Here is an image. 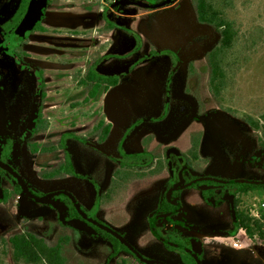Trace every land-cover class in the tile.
Returning a JSON list of instances; mask_svg holds the SVG:
<instances>
[{
	"label": "rangeland",
	"instance_id": "374dc122",
	"mask_svg": "<svg viewBox=\"0 0 264 264\" xmlns=\"http://www.w3.org/2000/svg\"><path fill=\"white\" fill-rule=\"evenodd\" d=\"M114 1L49 0L34 29L18 36L12 31L23 16L18 12L21 0H0V66L10 71L14 61V67L22 71L21 55H28L33 97L22 107L48 120L47 130L34 136V149L60 146L33 155L24 149L19 175L40 189L38 196L46 190L70 192L88 218L119 233L144 258L184 264L181 250L165 247L151 234L150 219L152 214H161L157 210L160 197L179 179L184 184L205 174L219 180L264 179V42H240L239 48L247 44L244 50L253 48V55L228 57L230 63L219 67L216 89L211 86L210 90L212 73L200 55L205 51L201 37L179 48L188 54L199 51L197 57L186 56L193 58L187 65L179 66L176 53L164 50L176 49L182 30L194 24L192 0L158 13L136 5L112 7ZM141 1L157 4L164 0ZM118 10L148 14L134 18L128 28L116 24ZM251 11L261 15L254 23L264 24V9ZM242 12L229 10L228 17L244 26ZM109 27L114 29L108 42ZM136 41L135 59L120 58ZM221 54L225 53L208 61L219 63ZM98 60L101 65L96 72L103 76L121 77L124 67L137 65L121 79V85L131 84L129 93L109 90L89 101V88L82 80ZM169 62L173 69L180 67L177 73L168 72ZM160 113L163 121L136 124L139 118ZM249 117L257 123L250 124ZM101 120L113 124L106 141L100 140L102 130L94 129ZM168 149L185 151L181 162L190 163L193 175L188 171L179 178L184 166L178 157L167 154ZM58 167L59 176L50 178ZM208 185L195 183L176 191L173 201L181 211L169 220H157L155 228L179 229L180 238L166 234L176 244L199 240L201 264H264V237H248L233 216V201L221 195L236 197V212L255 216L262 211L264 186L243 192L246 196L241 198L237 184L215 189ZM56 200L66 208L61 213L52 204L24 197L0 204V264H47L43 257L30 262L19 254L12 244L16 237L29 238L31 243L36 239L30 237L42 239L48 247L58 248L61 264H144L123 250L116 251L109 238L83 223L80 216L72 219L73 203L61 195ZM233 240L254 251L235 249Z\"/></svg>",
	"mask_w": 264,
	"mask_h": 264
},
{
	"label": "trees",
	"instance_id": "16d2710c",
	"mask_svg": "<svg viewBox=\"0 0 264 264\" xmlns=\"http://www.w3.org/2000/svg\"><path fill=\"white\" fill-rule=\"evenodd\" d=\"M210 1V2H209ZM28 0H21L19 10L20 12V18L21 16L25 13L26 7H27ZM49 3V2H48ZM47 3V4H48ZM196 10H197V15L200 21L202 22H208L212 23L217 27H220L223 32V40L222 44L218 49L215 51L211 52L209 57L216 55L219 52H224L225 54H221L223 56V59L219 60L218 62L213 63L211 61L210 67H211V83L210 86L216 89V82L219 79L221 72L219 71V67L225 68L227 64L230 62L227 60L228 57H234L235 56V51L237 47L239 48L241 43L237 41V31L234 27V22L233 20H229L227 18L226 10L225 9H219L215 7L213 0H194ZM113 4V2H112ZM42 19V17H41ZM20 21V20H19ZM19 23V22H18ZM17 26V25H16ZM44 31V30H43ZM15 33V30L12 31ZM243 47H247V44L243 45ZM84 83H91L92 84V89L90 90V96L93 97L100 89H103L104 91L109 89L110 87L116 86L119 82V79L116 76H103L98 74L95 70L89 69L87 74L85 75V78L83 80ZM262 119L264 120V115H262ZM247 121L250 124H256L257 122L252 118L249 117L247 118ZM98 129L102 130V134L100 136V140L104 141L105 138L107 137L109 133L110 126L105 125L104 123H101V125L98 127ZM55 148H43L42 152L43 153H49L53 151ZM198 146L194 145L193 151H197ZM38 152V149L32 148V153L35 154ZM199 153V151H198ZM198 159V158H196ZM264 166V165H263ZM59 169L55 170L53 172L52 177H58L59 172H57ZM199 177V176H198ZM197 178V176L195 177ZM204 183V182H201ZM209 185H214L217 188H223V187H229L233 185H223V184H217V183H212L208 182ZM208 185V186H209ZM235 186H239L236 190L237 192H254V188L256 187H261L263 185H255V184H237ZM207 189V186H206ZM176 199V192H174L170 196V200ZM175 209V206H173L171 203H169L166 198H165V193L162 194L159 200V204L157 206V210L159 213H164V212H169L171 210ZM71 217L72 219L78 217L79 215L77 214V211L75 210L74 206H71ZM240 218V219H239ZM236 220H238L240 228H242L245 232V234L250 237V238H263L264 237V210H262L258 215L254 216L251 213H238L236 212ZM176 226L180 227V225L175 224ZM94 227V226H93ZM98 232V234H101L102 237H107L109 238L113 243V247L117 248L116 251L123 250L127 254L133 256V254L123 245L119 243V241L107 234L106 232H103L102 230L94 227ZM164 228V227H163ZM161 228V231L157 232L165 239L168 240L166 237V234L175 238H180L178 233H180L179 229H163ZM178 234V235H177ZM32 240L36 239V242L31 243L30 239L26 238H18L16 237L13 239L12 244L16 247V251L19 254H22L28 258L30 262L32 261H37L39 259H43L46 261L47 264H61V253L58 248H50L48 247L45 242L42 239H37L34 237H30ZM184 239V238H182ZM172 241V240H169ZM176 242V241H174ZM165 245V244H164ZM165 247L170 248V249H175L172 248L168 245H165ZM115 251V252H116ZM184 254V258L182 259L184 264H196L195 261L184 251H181ZM43 257V258H41ZM134 257V256H133ZM135 258V257H134ZM136 259V258H135ZM137 260V259H136ZM124 264V263H120Z\"/></svg>",
	"mask_w": 264,
	"mask_h": 264
},
{
	"label": "flooded vegetation",
	"instance_id": "af4514ba",
	"mask_svg": "<svg viewBox=\"0 0 264 264\" xmlns=\"http://www.w3.org/2000/svg\"><path fill=\"white\" fill-rule=\"evenodd\" d=\"M21 56L23 64L22 71H19L16 67H14V61L11 62L10 67L12 69L10 71L7 70V66H0V114L2 120L0 123V161L10 166L18 174L20 172L21 162H24L23 150H29L30 154L33 155L32 148H34V145H37L34 141V136L44 133L48 127V120L46 116L37 117L34 113L30 115L28 114L27 107H22L24 102L27 103L33 97L31 87L33 76L28 70V55L22 54ZM8 120L16 121V124L7 123ZM43 148L54 147L44 146ZM43 148H39L38 152L43 153ZM55 148L58 149L60 146L58 145ZM57 169H59V167L54 169V171ZM204 176L210 175L205 174ZM24 178L22 179L30 193L36 195L40 189H38V187L35 186V184L32 183L27 177ZM209 187L211 189H215L214 185H210ZM55 191L57 190H46L45 193L41 194L40 196L44 194L48 195ZM238 193L241 198L246 196L243 192ZM221 195H224L227 201H233L231 206H234L237 209V207L233 205L236 201L235 196L232 198V196L227 195L224 192H221ZM57 196L60 195L51 197V199L56 200ZM61 196L64 197L68 202H71L66 196ZM22 197L30 199L22 192L21 186L17 179L13 177V175H11L8 171L0 167V204H9L10 202H15ZM56 201L61 203L60 200ZM65 209L66 208L63 207V210ZM235 214H233L234 218Z\"/></svg>",
	"mask_w": 264,
	"mask_h": 264
},
{
	"label": "crops",
	"instance_id": "0c3cea01",
	"mask_svg": "<svg viewBox=\"0 0 264 264\" xmlns=\"http://www.w3.org/2000/svg\"><path fill=\"white\" fill-rule=\"evenodd\" d=\"M182 1L183 0H177V1H175V2H177V4H175L174 6L167 5V6H164V7H161V8H157L155 10L153 9V10H154V12L158 13L157 11L163 12V11H166L168 9H175V8H177L179 6H184V4H185V2L187 0L185 2H182ZM213 3L215 5V7L219 8V9H225L226 10L227 18L229 20H233L234 19V18H229L228 17V11L229 10H235V9L236 10H243L242 17L245 18V19L242 22L244 23L245 29L242 30V28H244V26L241 25L240 23L236 22L235 20H233L234 27H235V29L237 31L236 38H237L238 42H241V43L242 42H247V41L264 42V24H260V22L254 23L255 22L254 20H260L261 15L260 16H258V14L255 15V13L253 11H251V10H256V9H264V0L263 1H253V0L252 1L251 0H213ZM192 4L194 6V11H195V14H196V19L194 18V24L190 25V27L186 26L185 29L182 30L181 36H179L180 44L178 45V47L176 49H173V50L172 49H164V50H169L171 52H175L176 53V57H177L178 61L180 62L179 66L187 65V62H189L190 60H193V58H188L187 59L186 56L187 55H191L193 57H197L198 54H199V51H195V52H192V53L188 54V51L185 48L182 49V50H180L179 48L180 47H184V46H188V44L190 42H194L195 38L201 37L202 41H203V44L201 46V50L205 49V51L203 53H201L200 55H201V57H204L206 59V61H207L206 65H208V68H209V71H210L211 67H210L208 58H209V55L211 54V52H213L216 49H218L220 47V45L222 44L223 32H222V29L220 27H217V26H215L212 23L200 21L199 18H198V15H197V10H196V6H195V3H194V0H192ZM118 11H120V15L117 14V17L115 16V18H114L116 20V24H119L122 27L123 26H127L128 28L132 27V20L134 18L142 17L143 15H147L148 14V13H144V12H136L135 14H131V13H133L132 11H127L126 13H124L122 10H118ZM117 21H119V23ZM43 27H44V31H46L47 28L45 26H43ZM113 29L111 27H109L107 29V31L105 32L108 42L110 41V39L108 38V35H109L110 32L113 31ZM138 45H139V43H137V41H136V44L132 48V50H130L127 54H120V58H127L130 62H132L135 59V54L138 51L137 50ZM247 48H248V46H247ZM250 50H251L250 52L245 51L244 47H242V48L235 49L234 53H235V56L248 57L250 55L251 56L253 55V50L254 49L250 48ZM153 57L154 56H146V59L153 58ZM155 57H158V56H155ZM108 58H111V56L108 55ZM113 59L114 58H112V60ZM129 61H127V64L129 63ZM100 62H101V60H98L97 62L94 61V63L88 69L97 71L98 68H100V65H101ZM136 66H133L132 68H130V66L127 67V68L124 67L125 70L122 71L123 75L121 77L119 75H107V76H116L119 79L118 84L116 86L110 87L109 89H107L105 91L102 90L100 92H97L93 97H89L90 96V90L92 89V84L91 83H84L83 82L84 79H83L82 82L84 83L85 86H88V88H89V89H87V97H89V101L94 99L97 95H99L101 93L107 94L109 90H111V91H113V90H116V91L121 90L122 94H123V90H125V91H127V93H129V91L131 90V84L128 83L127 85L124 86V84L122 83V85H121V79L123 77L128 76L130 74V72ZM179 68L173 69L171 67V65H170V62H169V71L168 72L170 73L171 70L173 69L172 72L173 73H177ZM87 72H88V70H87ZM106 73H108V71ZM208 79H209V76H208ZM185 82H186V77H185ZM177 85H178V83L175 84V89L177 88ZM169 88L172 89L171 85L169 86ZM210 90H211V86H210ZM165 93H166V91H165ZM187 96L189 97L190 94H187ZM87 97H85V102H87V100H88ZM168 113L169 112H167V115L164 118V120L167 118ZM158 121H163V119L161 117V113L159 115H157V116L150 115V116H147V117L139 118V119H137L136 124L141 123V122L154 124L155 122H158ZM101 123H104L105 125H109L110 126L109 133H108L107 137L105 138V141H106L107 138L109 137L112 129H113V124L111 122H105V121L101 120V121H99V123L96 124L94 129H98V127L101 125ZM88 146L92 147V144H88ZM143 153H145V151ZM169 153H172L173 154L172 156L175 155L176 157H178L179 162H181L182 157L185 156V151H183V150L168 149V153L167 154H169ZM151 162H148V164L151 163ZM180 164H181V167L184 166V168L182 169L181 175L183 173H187L188 171L189 172L191 171V168L188 166L190 163L188 165L187 164L185 165V162L182 161ZM190 174H192V173L190 172ZM196 176L198 177L200 175H196ZM196 176H194V177H196ZM171 201H173V200H171Z\"/></svg>",
	"mask_w": 264,
	"mask_h": 264
},
{
	"label": "water",
	"instance_id": "95a60500",
	"mask_svg": "<svg viewBox=\"0 0 264 264\" xmlns=\"http://www.w3.org/2000/svg\"><path fill=\"white\" fill-rule=\"evenodd\" d=\"M49 0H28L27 3V7L25 10V13L23 14L20 22L17 24L16 28H15V33L18 36H24L27 32L31 31L34 29V27L36 26V24L39 22V20L42 17L43 14V10L44 8L47 6ZM177 0H164L160 3L157 4H149L147 2L141 1V0H116L113 2V4H111L112 7H119V6H125V5H136L140 8L143 9H157V8H161L167 5H170L172 3H174ZM0 103H1V94H0ZM1 114H0V123H1ZM0 167H2L3 169H5L6 171H8L11 175H13V177H15L18 181V183L21 186V190L22 192L30 199H32L35 202H41V203H45V204H52L54 205V207L58 208V211L61 213L63 212V207L58 206L56 204V202H54L51 197H54L56 195H64L66 196L68 199H70V201L73 203V206L75 208V210L77 211L78 215L81 218V221L83 223H88L104 232H106L107 234L115 237L119 243L123 246H125L132 254L133 256L140 262L144 263V264H166L164 262L161 261H157V260H151V259H147L144 258L139 252H137L124 238L123 236H121L119 233L115 232L114 230H112L111 228L101 224L100 222L90 219L88 218L79 208L78 203L76 202V199L74 198V196L67 191H63V190H59V191H55L53 193H50L48 195H44V196H37L34 195L32 193H30L29 189L27 188V186L25 185L22 177L14 170L12 169L10 166H8L7 164H4L3 162L0 161ZM181 177V173L179 174V178ZM201 182H214L217 184H223V185H235V184H255V185H263L264 186V179L263 180H259V181H252V180H219L216 178H213L211 176H199L197 178H195L194 180H192L191 182H188L186 184H184L180 179L172 186L170 187V189H168L165 193V198L166 200L171 203L173 206H175L174 210H171L167 213H161V214H152V217L150 219V231L151 234L161 243L168 245L172 248H175L177 250H181L184 251L185 253H187L195 262L196 264H201V260L199 258L200 256V248H201V244L199 242V240H189L187 241L185 239V244H176L173 243L165 238H163L156 230L155 228V222L157 220H169L171 216H173L174 214L178 213L181 211V206L178 202L175 201H171L170 200V196L178 191L181 190L185 187H189L195 183H201ZM232 213L235 214V207L232 206ZM81 222V223H82ZM82 223V224H83ZM75 227H79L81 228L82 225L80 223H72Z\"/></svg>",
	"mask_w": 264,
	"mask_h": 264
},
{
	"label": "built area",
	"instance_id": "2783aa9c",
	"mask_svg": "<svg viewBox=\"0 0 264 264\" xmlns=\"http://www.w3.org/2000/svg\"><path fill=\"white\" fill-rule=\"evenodd\" d=\"M260 206H261V209L264 210V201L261 202ZM256 215H257V214H256ZM256 215H255V216H256ZM232 246H233L235 249L239 250V251H244V250L252 251V252L254 251V248H252V247L244 248V247L242 246V244H241L240 242H238V240H233V242H232Z\"/></svg>",
	"mask_w": 264,
	"mask_h": 264
}]
</instances>
